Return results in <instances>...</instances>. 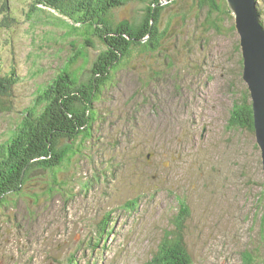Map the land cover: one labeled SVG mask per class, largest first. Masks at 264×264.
<instances>
[{
	"label": "rangeland",
	"instance_id": "rangeland-1",
	"mask_svg": "<svg viewBox=\"0 0 264 264\" xmlns=\"http://www.w3.org/2000/svg\"><path fill=\"white\" fill-rule=\"evenodd\" d=\"M190 2L180 0L164 19L172 20L165 48L177 66L166 81L149 84L150 73L165 58L143 53L105 91L98 104L105 120L96 122L103 134L96 140L100 146L92 141L84 148L83 156L73 159L78 169L69 174L77 185L88 182V189L77 187L70 201L55 193L50 202L42 197L37 203L32 194H43L49 182L38 172L30 194L12 197L0 211V264H69L73 259L79 264H143L171 227L178 198L190 207L185 241L194 264H245L244 252L255 254L258 248L255 264H264L261 150L255 135L228 127L234 99L248 86L242 82L236 19L234 33L226 31L232 28L228 20L222 32H204L200 25L208 10ZM29 7L30 0H0V73L18 81L6 101L17 112L52 80L59 60L72 49L53 42L63 34L60 29L33 26ZM142 9L132 4L118 14L138 16ZM257 9L264 21V0H258ZM173 11L191 16L184 20ZM7 15L14 19L8 27ZM97 46L89 48L92 62L103 50ZM17 119L12 112L0 117V144ZM138 196L139 207L126 211L127 202ZM104 221L113 235L103 253L101 248L92 253L86 250L88 241L97 242Z\"/></svg>",
	"mask_w": 264,
	"mask_h": 264
},
{
	"label": "trees",
	"instance_id": "trees-1",
	"mask_svg": "<svg viewBox=\"0 0 264 264\" xmlns=\"http://www.w3.org/2000/svg\"><path fill=\"white\" fill-rule=\"evenodd\" d=\"M179 1L30 0L29 22L37 27L60 29L63 34L60 39L55 36L53 42L62 48L70 45L72 49L59 60L61 63L52 80L37 89L35 99L21 112L8 107L6 102L18 81L0 73V117L7 112L18 115L6 139L0 144V211L9 207L12 197L25 198L30 194H27L28 188L34 185V177L38 172H43L49 182L43 194H32L37 203H40L42 197H47L49 201H45L50 202L55 193H60L70 201L76 196L77 187L83 191L88 189V182L77 185L69 174L78 169L79 165H73V159L76 156L82 157L84 148L91 145L92 141L96 147L100 146L96 140L103 138V134L96 122L102 119L100 124H103L105 119L101 117L102 111L98 104L104 101L107 88L116 84L122 73L128 71L135 57L143 53L158 54L165 58L161 67L150 73L149 84L166 81L165 75L176 69L175 56L165 48L172 20L164 23V19ZM137 3L143 5L141 15L119 16L120 11L127 12L128 5ZM192 4L200 11L208 10L200 25L205 28L204 32L210 29L222 32V25L226 28L227 20L232 23V28H226V31H236L233 26L234 16L227 0H193L188 5ZM171 15L182 16L186 20L191 13L189 16L184 12ZM8 16L5 21L9 19ZM197 29L202 30L201 27ZM97 42L103 50L92 62L89 48H97ZM241 64L244 69L243 55ZM234 100L228 127L256 136L253 101L248 86H245L241 97ZM141 199L138 196L128 201L126 211H135ZM177 201L178 212L171 217V227L164 230L157 250L143 264H194L185 241L190 207L183 199L179 202L178 198ZM15 203L17 200H14L12 206ZM258 203L264 207L262 197ZM112 215L110 212L106 219ZM108 229V222L104 221L99 236L95 238L97 242L94 244L93 240L88 241L86 250L91 249L94 253L101 248L103 253L107 249L108 239L113 235V230L108 232ZM260 235L264 241V216ZM258 253L259 248L255 249V254L244 252L245 264H255ZM78 261L73 259L68 263L79 264ZM261 261L264 262L263 259Z\"/></svg>",
	"mask_w": 264,
	"mask_h": 264
},
{
	"label": "water",
	"instance_id": "water-1",
	"mask_svg": "<svg viewBox=\"0 0 264 264\" xmlns=\"http://www.w3.org/2000/svg\"><path fill=\"white\" fill-rule=\"evenodd\" d=\"M227 2L240 34L244 59L243 79L252 96L256 141L261 150L264 170V24L259 19L258 0Z\"/></svg>",
	"mask_w": 264,
	"mask_h": 264
},
{
	"label": "bare ground",
	"instance_id": "bare-ground-1",
	"mask_svg": "<svg viewBox=\"0 0 264 264\" xmlns=\"http://www.w3.org/2000/svg\"><path fill=\"white\" fill-rule=\"evenodd\" d=\"M6 7H7V6H6ZM5 17H6V16H5ZM6 20H7V19H6ZM2 21H3V20H2ZM4 21H5V20H4ZM4 21H3V22H4ZM0 23H1V22H0ZM157 144H158V143H157Z\"/></svg>",
	"mask_w": 264,
	"mask_h": 264
}]
</instances>
